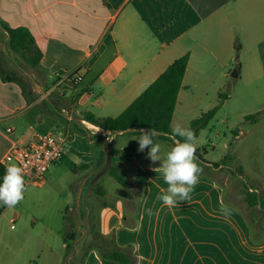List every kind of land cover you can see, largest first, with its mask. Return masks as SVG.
<instances>
[{"label": "crops", "instance_id": "obj_1", "mask_svg": "<svg viewBox=\"0 0 264 264\" xmlns=\"http://www.w3.org/2000/svg\"><path fill=\"white\" fill-rule=\"evenodd\" d=\"M0 21L28 29L42 53L32 69L10 49L9 33L0 27V183L4 158L15 145H27L33 132H56L66 151L51 168L68 169L81 196L90 186L85 207L70 209L68 203L78 222L76 239L68 243L58 244L52 223L38 221L21 202L5 206L0 264H103L98 251L88 248L92 225L114 235L119 247L130 246L132 264H264V236L254 240L248 218L226 202L215 177L199 175L189 200L164 205L158 197L168 185L160 162L147 158L148 149L138 151L141 133L105 131L85 119L120 116L172 63L189 55L174 127L190 71L212 62L235 64L241 75L235 40L249 44L248 52L259 49L254 68L264 72V0H0ZM74 124L86 134L74 131ZM111 164L125 171L128 186L107 204L102 180ZM55 172L49 170L46 184ZM255 182L264 194V183ZM95 190L101 199L92 198Z\"/></svg>", "mask_w": 264, "mask_h": 264}, {"label": "rangeland", "instance_id": "obj_2", "mask_svg": "<svg viewBox=\"0 0 264 264\" xmlns=\"http://www.w3.org/2000/svg\"><path fill=\"white\" fill-rule=\"evenodd\" d=\"M215 41L219 44L217 39ZM242 43L243 40H235L234 58L243 63L240 76H232L235 64L225 68L218 63L212 66V62L203 66V72H189L186 83L190 88L186 100L182 99L178 107L174 126L180 124L189 128L192 120L219 107L208 127L202 129L195 138L196 148L206 149L205 158L210 162H222L226 158L234 170L244 167L245 172H239V176L242 178L244 174L243 177L249 184L256 187V180L264 183V72L258 67L254 68L258 64L259 49L248 52L249 44L242 47ZM255 115L257 117L249 119ZM159 143L163 149L161 156L174 146L169 142ZM50 171L53 174L55 169L51 168ZM119 173L124 175L125 171L120 170ZM210 173L224 187L226 196L246 217H257L264 223V215L259 209L249 208L245 202L244 188L238 179L240 177H234L223 166ZM77 182L78 180H73L68 169H61L55 172V177L46 186H27L21 201L23 207L38 221L46 225L52 223L59 234L56 239L58 244L64 241L69 232L78 229V222L67 212L68 203L70 209L78 207L79 203L83 208L90 193V186L86 187L82 196L77 193ZM102 191L105 194L102 195V203L107 204L126 193V189L111 176L102 180ZM94 192L92 198L101 199L96 190ZM65 219H69L72 224H67ZM20 227L18 224L17 228Z\"/></svg>", "mask_w": 264, "mask_h": 264}, {"label": "trees", "instance_id": "obj_3", "mask_svg": "<svg viewBox=\"0 0 264 264\" xmlns=\"http://www.w3.org/2000/svg\"><path fill=\"white\" fill-rule=\"evenodd\" d=\"M0 27L9 33L10 49L17 54H20L29 67L37 70L40 64L42 53L36 45L35 39L26 28H9L0 21ZM189 63V55H184L172 63L161 75L153 82L120 116L116 118L103 117L97 118L93 115L86 116V120L100 127L105 131L123 132L129 129H156L161 133L155 139L169 140V134L172 131V120L174 117L178 95L182 87L183 79ZM219 107L213 108L204 113L199 118L192 120L189 128L195 133V138L198 137L200 131L208 127L210 122L216 116ZM250 116L249 119L255 118ZM74 131L80 134H86V128L80 124L73 125ZM181 139V138H177ZM114 151L111 150L110 156H113ZM206 149L196 148L197 163L202 169L200 175L213 177L210 171L214 172L220 166L224 170L230 171L234 177H240L239 172L243 173L242 167L240 170H234L228 159L222 162H210L205 158ZM112 161V160H111ZM113 162V161H112ZM107 172L114 177L121 185L128 186L126 178L119 174L118 166L109 165ZM240 184L244 188L245 202L249 208H258L259 212L264 215V194L258 193L254 186H251L245 177L238 178ZM226 202L229 203V198L226 196ZM5 206H0V213ZM254 213V212H253ZM252 227V236L254 240H260L264 236V223H261L257 217H247ZM92 240L88 246L89 249H96L102 259L103 264H132L136 258L131 253V247L121 248L117 245L114 235L105 236L97 232V229L92 225ZM76 239L75 232H69L65 236V242L74 241ZM70 245H68V249Z\"/></svg>", "mask_w": 264, "mask_h": 264}, {"label": "clouds", "instance_id": "obj_4", "mask_svg": "<svg viewBox=\"0 0 264 264\" xmlns=\"http://www.w3.org/2000/svg\"><path fill=\"white\" fill-rule=\"evenodd\" d=\"M140 136L136 138L138 151L144 152L148 149L147 158L153 163L159 161V170L163 174L164 182L168 185L158 197L167 206H175L179 201L189 200L190 193L198 183L202 172L197 163L195 133L191 128L176 124L168 138L173 141L174 146L161 156V144L155 139L161 133L156 129H140ZM181 139H177V138ZM27 191L24 180V170L16 164H9L0 183V204L13 208L23 201ZM224 215L229 214L227 208L221 209ZM151 216L152 209H146Z\"/></svg>", "mask_w": 264, "mask_h": 264}, {"label": "built area", "instance_id": "obj_5", "mask_svg": "<svg viewBox=\"0 0 264 264\" xmlns=\"http://www.w3.org/2000/svg\"><path fill=\"white\" fill-rule=\"evenodd\" d=\"M65 151L66 140L59 133L33 132L27 145L13 147L4 158V164L6 167L9 164L22 167L26 186L41 187L46 184L50 168L62 158Z\"/></svg>", "mask_w": 264, "mask_h": 264}, {"label": "water", "instance_id": "obj_6", "mask_svg": "<svg viewBox=\"0 0 264 264\" xmlns=\"http://www.w3.org/2000/svg\"><path fill=\"white\" fill-rule=\"evenodd\" d=\"M232 76H233V77H238V70H235V71L232 73Z\"/></svg>", "mask_w": 264, "mask_h": 264}, {"label": "bare ground", "instance_id": "obj_7", "mask_svg": "<svg viewBox=\"0 0 264 264\" xmlns=\"http://www.w3.org/2000/svg\"><path fill=\"white\" fill-rule=\"evenodd\" d=\"M95 128V127H94Z\"/></svg>", "mask_w": 264, "mask_h": 264}]
</instances>
